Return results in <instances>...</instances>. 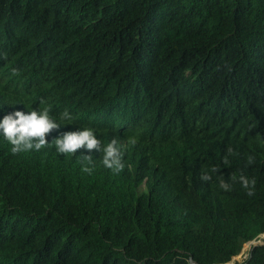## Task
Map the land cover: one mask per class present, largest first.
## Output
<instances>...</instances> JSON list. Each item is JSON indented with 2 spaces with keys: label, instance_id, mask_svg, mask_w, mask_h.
Segmentation results:
<instances>
[{
  "label": "trees",
  "instance_id": "1",
  "mask_svg": "<svg viewBox=\"0 0 264 264\" xmlns=\"http://www.w3.org/2000/svg\"><path fill=\"white\" fill-rule=\"evenodd\" d=\"M41 100L73 116L49 144L89 127L124 168L0 136V264H227L264 234V0H0V121Z\"/></svg>",
  "mask_w": 264,
  "mask_h": 264
},
{
  "label": "clouds",
  "instance_id": "2",
  "mask_svg": "<svg viewBox=\"0 0 264 264\" xmlns=\"http://www.w3.org/2000/svg\"><path fill=\"white\" fill-rule=\"evenodd\" d=\"M40 103L45 105L38 110H31L28 114L21 111H15L4 116L0 121V136L8 142L11 146V153L18 155L20 153L39 152L44 148L54 147L57 154L67 156L74 155L78 150L85 149L91 153L93 150L102 154V165L112 170L113 173H120L123 168V155L121 146L118 141L113 138L109 143L104 145L100 139L97 138L95 130L89 127L81 128V130L74 132H65L60 137L53 139L52 143L47 142V135L53 130L61 127L63 122H71L73 116L65 109L59 114L58 118L51 115V106L46 104V101L41 100ZM59 121V122H58ZM134 142V141H133ZM229 154H233L232 150H228ZM80 162L83 165L81 171L89 175L94 170V160L91 155L81 156ZM227 163V157L224 160ZM249 164L253 159L249 157ZM218 169L213 167L211 172H217ZM201 181L209 182L212 176L208 172H204L200 176ZM230 179L235 182L237 177L233 174ZM242 187L247 190V195H254L255 179L249 180L248 177L241 174L238 177ZM219 187L224 191H231V185L225 180L221 179ZM247 244V243H246Z\"/></svg>",
  "mask_w": 264,
  "mask_h": 264
},
{
  "label": "rangeland",
  "instance_id": "3",
  "mask_svg": "<svg viewBox=\"0 0 264 264\" xmlns=\"http://www.w3.org/2000/svg\"><path fill=\"white\" fill-rule=\"evenodd\" d=\"M263 242H264V235H260V236L257 237V239H255V240H253V241H251V242H249L247 244H244L241 252L244 251V253H248L253 246L262 245ZM240 259L241 258H239V255H238V256L234 257L231 260V262L237 263Z\"/></svg>",
  "mask_w": 264,
  "mask_h": 264
},
{
  "label": "built area",
  "instance_id": "4",
  "mask_svg": "<svg viewBox=\"0 0 264 264\" xmlns=\"http://www.w3.org/2000/svg\"><path fill=\"white\" fill-rule=\"evenodd\" d=\"M249 243V242H248ZM254 247V246H253ZM252 247V248H253ZM251 248V249H252ZM250 249V251H251ZM250 251L248 253H244V251L240 252L239 254V258H241L237 263L235 262H230L229 264H244V262L248 259L249 255H250ZM192 264V263H191ZM228 264V263H227Z\"/></svg>",
  "mask_w": 264,
  "mask_h": 264
},
{
  "label": "bare ground",
  "instance_id": "5",
  "mask_svg": "<svg viewBox=\"0 0 264 264\" xmlns=\"http://www.w3.org/2000/svg\"><path fill=\"white\" fill-rule=\"evenodd\" d=\"M262 235H264V234H262Z\"/></svg>",
  "mask_w": 264,
  "mask_h": 264
}]
</instances>
